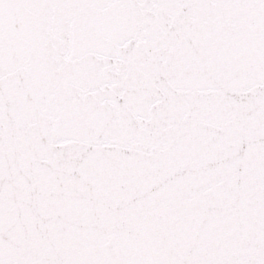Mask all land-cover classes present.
I'll list each match as a JSON object with an SVG mask.
<instances>
[{
  "label": "snow or ice",
  "instance_id": "1",
  "mask_svg": "<svg viewBox=\"0 0 264 264\" xmlns=\"http://www.w3.org/2000/svg\"><path fill=\"white\" fill-rule=\"evenodd\" d=\"M0 264H264V0H0Z\"/></svg>",
  "mask_w": 264,
  "mask_h": 264
}]
</instances>
